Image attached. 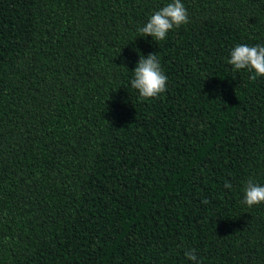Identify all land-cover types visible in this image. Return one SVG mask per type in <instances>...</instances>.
Masks as SVG:
<instances>
[{
    "label": "trees",
    "instance_id": "trees-1",
    "mask_svg": "<svg viewBox=\"0 0 264 264\" xmlns=\"http://www.w3.org/2000/svg\"><path fill=\"white\" fill-rule=\"evenodd\" d=\"M171 2L0 0V264H264V76L228 63L264 46V0H181L142 36Z\"/></svg>",
    "mask_w": 264,
    "mask_h": 264
},
{
    "label": "clouds",
    "instance_id": "clouds-1",
    "mask_svg": "<svg viewBox=\"0 0 264 264\" xmlns=\"http://www.w3.org/2000/svg\"><path fill=\"white\" fill-rule=\"evenodd\" d=\"M186 23H188V14L184 4L181 0H172L171 3L154 12L149 21L138 31L142 36H151L155 41H161L171 29ZM228 63L234 70L248 69L254 72L253 79L264 76V46L236 45L230 53ZM133 72L134 79L131 81V86L138 91L140 97L156 98L166 91L168 77L163 73L156 53L147 56L141 54ZM224 186L229 189L232 187L230 183H225ZM244 191V203L249 207L264 202V186L249 181ZM184 254L189 260H197L194 249H189Z\"/></svg>",
    "mask_w": 264,
    "mask_h": 264
}]
</instances>
